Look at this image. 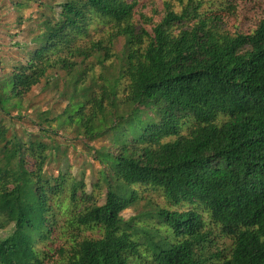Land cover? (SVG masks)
<instances>
[{"label":"trees","instance_id":"trees-1","mask_svg":"<svg viewBox=\"0 0 264 264\" xmlns=\"http://www.w3.org/2000/svg\"><path fill=\"white\" fill-rule=\"evenodd\" d=\"M145 1L0 0V264H264V17ZM51 133L98 169L52 171Z\"/></svg>","mask_w":264,"mask_h":264},{"label":"rangeland","instance_id":"rangeland-1","mask_svg":"<svg viewBox=\"0 0 264 264\" xmlns=\"http://www.w3.org/2000/svg\"><path fill=\"white\" fill-rule=\"evenodd\" d=\"M169 2L175 6L180 5V0H147L144 3V14H159L162 12L163 7L165 6V2ZM7 14L3 17V25H0V28L3 30H7L8 22H11L14 18L15 12L10 10L9 7H6ZM264 17V0H251L249 2L244 3L243 8L239 10L237 15L232 19L231 24L233 29L241 28V30L246 32H251L256 26L260 19ZM4 34H0L3 36ZM4 38H0V42L3 41ZM64 88V86H62ZM46 92H37L32 93V97L30 100H33V103H38L36 109L34 110L25 109V115L21 118L14 116L9 117L11 119V123H13L18 129H28L31 132L38 133L41 127V121L39 120V109H45L50 111V117L56 116L58 114V110L62 109L60 105L57 106V109L54 108V104L57 102L59 98L58 95L54 92V95ZM74 89L67 88V97L66 100H70L73 95ZM29 102V101H28ZM27 102V103H28ZM15 115L16 113L13 112ZM45 140L49 142L50 148L52 149V158L50 161V169L52 171L57 172L58 167H68L71 172L79 173L81 169H88L89 173L98 169V162H90L89 158L83 156L79 151L75 150L73 147H70L63 138L58 136L55 133H51L50 136H44ZM89 177V176H88ZM92 187H95L92 184ZM96 192L99 196H103L106 192V185L101 183L100 187H96ZM151 196L152 206L154 203H163L164 196L162 193L150 191L145 194L146 199ZM133 214L134 209H130L126 211V215Z\"/></svg>","mask_w":264,"mask_h":264}]
</instances>
